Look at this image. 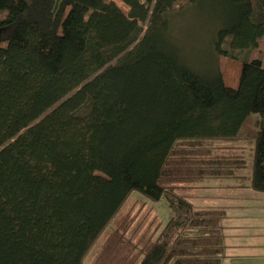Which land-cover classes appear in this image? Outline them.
I'll return each instance as SVG.
<instances>
[{"label": "trees", "instance_id": "obj_1", "mask_svg": "<svg viewBox=\"0 0 264 264\" xmlns=\"http://www.w3.org/2000/svg\"><path fill=\"white\" fill-rule=\"evenodd\" d=\"M124 2L0 0V264H84L109 234L104 264H222L224 209L182 190L264 191V0ZM134 191L172 211L151 240L109 229Z\"/></svg>", "mask_w": 264, "mask_h": 264}, {"label": "rangeland", "instance_id": "obj_2", "mask_svg": "<svg viewBox=\"0 0 264 264\" xmlns=\"http://www.w3.org/2000/svg\"><path fill=\"white\" fill-rule=\"evenodd\" d=\"M113 1L128 12L129 7L124 0ZM142 23L145 25L147 21ZM258 55L262 57L264 64V35L259 39L257 47L250 51L249 60L254 61ZM219 63L225 82L238 85L243 62L221 54ZM99 73H104V69H100ZM104 75L115 81L114 76ZM222 142L218 141V146L214 149L218 148L219 155L224 154L226 158L229 152L223 148ZM208 153L211 155L210 151ZM234 183L230 179L216 177L202 186H187L182 191L190 197L195 207L224 209L223 213L220 212L219 219L224 243L222 264H264V191ZM171 214L164 199L152 201L134 191L126 198L109 229L116 226L130 228L136 236L141 235L146 240H151L157 236L162 221ZM123 235L125 234H120L122 237ZM110 237V234L100 237L87 252L84 264H104V249ZM125 248L126 242L122 243L121 249Z\"/></svg>", "mask_w": 264, "mask_h": 264}]
</instances>
